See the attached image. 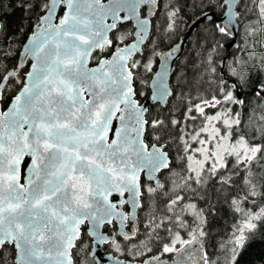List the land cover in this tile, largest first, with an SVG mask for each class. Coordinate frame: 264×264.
<instances>
[{
	"label": "snow or ice",
	"instance_id": "obj_1",
	"mask_svg": "<svg viewBox=\"0 0 264 264\" xmlns=\"http://www.w3.org/2000/svg\"><path fill=\"white\" fill-rule=\"evenodd\" d=\"M0 264H264V0H0Z\"/></svg>",
	"mask_w": 264,
	"mask_h": 264
},
{
	"label": "trees",
	"instance_id": "obj_2",
	"mask_svg": "<svg viewBox=\"0 0 264 264\" xmlns=\"http://www.w3.org/2000/svg\"><path fill=\"white\" fill-rule=\"evenodd\" d=\"M18 15H19V13H16V16H17V17H18ZM190 40L194 42V40H195V33H193V34L191 35ZM187 48H188V45L186 46V49H187ZM260 247H261L260 245H257V246H256V249H255V252H256V253L259 252Z\"/></svg>",
	"mask_w": 264,
	"mask_h": 264
},
{
	"label": "water",
	"instance_id": "obj_3",
	"mask_svg": "<svg viewBox=\"0 0 264 264\" xmlns=\"http://www.w3.org/2000/svg\"><path fill=\"white\" fill-rule=\"evenodd\" d=\"M192 34H193V33H192ZM192 34H191V35H192ZM190 37H191V36H190ZM186 46H187V45H186Z\"/></svg>",
	"mask_w": 264,
	"mask_h": 264
}]
</instances>
